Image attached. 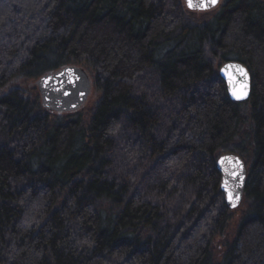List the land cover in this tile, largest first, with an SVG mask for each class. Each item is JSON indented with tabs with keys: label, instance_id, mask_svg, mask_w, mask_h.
Listing matches in <instances>:
<instances>
[{
	"label": "trees",
	"instance_id": "16d2710c",
	"mask_svg": "<svg viewBox=\"0 0 264 264\" xmlns=\"http://www.w3.org/2000/svg\"><path fill=\"white\" fill-rule=\"evenodd\" d=\"M69 66L98 99L48 112L34 83ZM0 264H264V0H0Z\"/></svg>",
	"mask_w": 264,
	"mask_h": 264
},
{
	"label": "water",
	"instance_id": "95a60500",
	"mask_svg": "<svg viewBox=\"0 0 264 264\" xmlns=\"http://www.w3.org/2000/svg\"><path fill=\"white\" fill-rule=\"evenodd\" d=\"M191 12L215 10L222 0H183ZM220 77L226 84L229 97L234 102L247 101L251 94L252 80L248 69L237 62L226 63L220 68ZM41 96V104L48 112L68 113L81 110L93 90V80L86 69L69 66L48 74L35 82ZM221 175V191L231 210L242 204L247 183V168L243 159L235 152L221 155L217 162Z\"/></svg>",
	"mask_w": 264,
	"mask_h": 264
},
{
	"label": "rangeland",
	"instance_id": "374dc122",
	"mask_svg": "<svg viewBox=\"0 0 264 264\" xmlns=\"http://www.w3.org/2000/svg\"><path fill=\"white\" fill-rule=\"evenodd\" d=\"M89 75H90V73H89ZM98 96H99V94L96 92V89L93 87L92 94L90 95L87 103L84 105L83 108H91L93 106V104L97 101ZM242 210H243V208L234 214L233 221H232L231 226H230V231L228 232V236L229 237H231L233 235V232H234V230L236 228V224H237V222L239 221V219L241 217V213H242L241 211Z\"/></svg>",
	"mask_w": 264,
	"mask_h": 264
},
{
	"label": "snow or ice",
	"instance_id": "6c2138e0",
	"mask_svg": "<svg viewBox=\"0 0 264 264\" xmlns=\"http://www.w3.org/2000/svg\"><path fill=\"white\" fill-rule=\"evenodd\" d=\"M213 3H215V0H212ZM193 4H192V0H189V7H192Z\"/></svg>",
	"mask_w": 264,
	"mask_h": 264
}]
</instances>
